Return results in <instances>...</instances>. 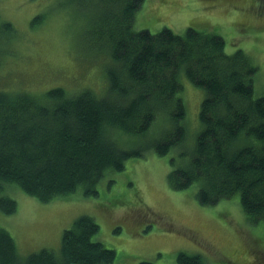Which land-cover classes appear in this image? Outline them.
<instances>
[{
  "label": "trees",
  "instance_id": "16d2710c",
  "mask_svg": "<svg viewBox=\"0 0 264 264\" xmlns=\"http://www.w3.org/2000/svg\"><path fill=\"white\" fill-rule=\"evenodd\" d=\"M73 1L76 12H86L80 42L106 61L103 94L90 87L69 93L54 86L40 94L0 89V191L12 182L43 202L79 186L95 196L105 172L122 170L127 159L143 156L148 147L163 155L182 144L185 109L177 93L183 68L205 92L201 129L184 165L175 166L170 158L168 184L180 190L198 182L202 205L238 194L248 220H264V93L253 96L256 66L250 57L240 48L225 52L223 37L193 27L182 34L168 27L134 31V15L144 0ZM256 11L264 14V0H256ZM44 18L36 15L31 23ZM1 26L13 30L8 21ZM27 54L22 57L36 66L37 58ZM161 114L170 115L171 130L149 145H127L129 136L145 132ZM16 207L13 198L0 196L4 213ZM98 230L92 216L81 214L62 231L59 256L43 247L21 259L0 225V264H111L115 250L91 239ZM176 264L207 263L199 253L180 251Z\"/></svg>",
  "mask_w": 264,
  "mask_h": 264
},
{
  "label": "rangeland",
  "instance_id": "374dc122",
  "mask_svg": "<svg viewBox=\"0 0 264 264\" xmlns=\"http://www.w3.org/2000/svg\"><path fill=\"white\" fill-rule=\"evenodd\" d=\"M75 9L73 0H0V89L21 87L40 94L54 86L69 93L90 87L102 93L106 61L80 42L86 12ZM36 15L45 18L31 23ZM4 21L12 31L2 30ZM165 27L177 34L187 27L215 33L223 37L225 52L242 49L256 66L253 96L264 93V14L256 11V0H144L132 29L156 33ZM27 53L37 58L36 66L32 58L22 57ZM178 80L177 96L185 109L182 144L163 155L148 147L143 156L127 159L122 170L105 172L97 195H85L79 186L43 202L12 182L4 184L0 196L13 198L17 207L11 214L0 209V225L13 237L21 259L43 247L59 256L62 231L87 214L99 224L91 239L115 250L111 264H176L180 251L199 253L207 264H264V220L251 223L238 194L202 205L196 197L198 182L180 190L168 184L170 158L177 166L191 155L205 95L183 68ZM171 125L170 115L161 114L145 132L129 136L127 145H149Z\"/></svg>",
  "mask_w": 264,
  "mask_h": 264
}]
</instances>
